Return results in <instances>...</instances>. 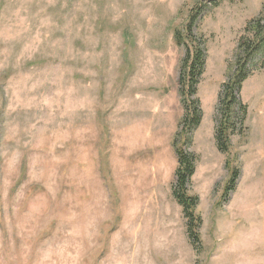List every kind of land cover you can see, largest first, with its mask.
<instances>
[{
    "label": "rangeland",
    "instance_id": "obj_1",
    "mask_svg": "<svg viewBox=\"0 0 264 264\" xmlns=\"http://www.w3.org/2000/svg\"><path fill=\"white\" fill-rule=\"evenodd\" d=\"M202 1L0 0V264H264V70L241 92L244 133L227 154L216 140L264 0ZM198 4L203 118L185 135L174 33ZM177 149L196 159L198 239L174 196Z\"/></svg>",
    "mask_w": 264,
    "mask_h": 264
},
{
    "label": "trees",
    "instance_id": "obj_2",
    "mask_svg": "<svg viewBox=\"0 0 264 264\" xmlns=\"http://www.w3.org/2000/svg\"><path fill=\"white\" fill-rule=\"evenodd\" d=\"M199 1L202 0H198V3ZM208 1L212 8H217L223 0ZM201 6L198 4V13L190 18L188 25L174 33L176 44L185 48L179 79V92L186 114L182 120L185 135L188 131L198 128L203 118L201 103L199 99L194 98L205 73L207 58L206 44L201 36L195 34V29L198 27L197 19L206 8ZM236 51L234 71L229 74L228 80L223 84L217 105L216 140L219 150L226 154L230 150L231 136L243 134L246 130L248 106L240 97L243 86L252 75L264 70V12L247 25L244 35L239 39ZM258 57L262 59L256 60ZM181 138L182 144L187 145L189 139L182 136ZM176 153L179 163L176 170L174 196L188 220L189 234L198 239V228L201 225V219L196 214L198 198L190 195L188 189L190 179L196 170V159L181 149H177ZM237 176V173L232 176L230 186L234 185Z\"/></svg>",
    "mask_w": 264,
    "mask_h": 264
}]
</instances>
